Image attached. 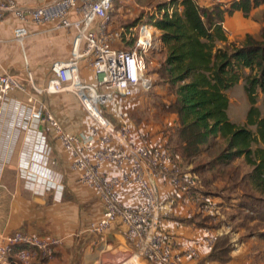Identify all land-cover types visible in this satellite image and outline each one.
Masks as SVG:
<instances>
[{"label": "built area", "instance_id": "built-area-1", "mask_svg": "<svg viewBox=\"0 0 264 264\" xmlns=\"http://www.w3.org/2000/svg\"><path fill=\"white\" fill-rule=\"evenodd\" d=\"M213 1L214 5L221 3ZM112 10L113 0H52L34 8L21 7L16 0H0V25L8 17L15 19L18 25L13 40L22 47L30 37L28 23L52 24L54 31L75 32L70 57L51 65L46 86L38 88L30 76V92L19 77L0 75V115L6 106L21 105L28 111L24 129L38 139L34 150L40 153L41 145L49 149L48 133L61 145L70 169L104 206L102 218L87 229L90 235L105 241L119 222L125 227L124 246L143 264H180L174 240L161 229V187L168 183L189 195L197 190L198 182L172 162L160 139L153 142L145 133L136 134L127 114H120L116 122L105 115L117 98L131 99L141 88L151 87L148 60L160 44L157 29L149 23L114 29ZM223 31L227 38L232 35L224 24ZM62 93L75 95L91 119L86 131L70 133L39 101L42 96ZM15 94L24 95L26 104ZM31 171L39 177L33 168ZM129 190L137 199L132 206L125 204L122 196ZM215 239L206 237V245L212 248ZM62 245L63 240L53 236L0 234V264L54 261ZM189 254L200 258L195 251Z\"/></svg>", "mask_w": 264, "mask_h": 264}, {"label": "trees", "instance_id": "trees-1", "mask_svg": "<svg viewBox=\"0 0 264 264\" xmlns=\"http://www.w3.org/2000/svg\"><path fill=\"white\" fill-rule=\"evenodd\" d=\"M263 5L264 0H234L229 8L216 4L209 9L199 0H169L157 6L155 14L149 17V24L160 34L163 61L158 70L159 79L175 96L168 108L178 119L173 140L172 136L161 140L172 162L192 164L202 154L203 147L212 140L222 139L223 151L208 166L193 167L192 176L198 182V176L205 172L245 159L251 171L242 175L235 168L229 173V180L244 195L239 202V215L245 214L247 219L264 228V115L257 106L259 93L264 103V30L259 38L247 35L240 45L230 43L223 31L226 14L242 12L248 16ZM138 22L135 20L125 28L135 27ZM241 81L251 103L245 126L230 122L228 117L227 92ZM106 113L108 116L109 112ZM194 193L195 190L190 195ZM200 193V198L205 197L204 204L197 208L200 214L180 220L212 227L218 220L214 213L203 214V209L210 205L211 194ZM220 223L215 229L224 225ZM233 251L230 234L218 235L210 254L200 264H229Z\"/></svg>", "mask_w": 264, "mask_h": 264}, {"label": "crops", "instance_id": "crops-1", "mask_svg": "<svg viewBox=\"0 0 264 264\" xmlns=\"http://www.w3.org/2000/svg\"><path fill=\"white\" fill-rule=\"evenodd\" d=\"M50 1L52 0H16L19 6L25 8L38 7ZM220 1V4L224 5V9L228 8V4L231 2V0ZM199 2L209 9L214 5L213 0H199ZM236 16L244 17L245 15L242 12H236L232 16L228 14L225 16L224 26L230 29L232 34L234 30L238 29L234 22ZM258 16L263 17V23L264 5L252 10L251 13L245 17V20L247 17H249L247 19H250L251 17ZM17 25L18 22L11 17H8L0 25V75L10 73L19 77L28 90L32 92L29 77H32L34 84L38 88H42L44 85L46 86L51 77V73L49 72L46 83L42 85L41 76H43V72H47L55 62L70 57L71 51L68 53V48L66 47V35L73 36L74 39L75 32L73 30L54 31L52 24L35 25L28 23L27 28L30 32V37L26 40L24 47H22L13 40V30ZM246 25H244V27ZM261 27L264 30V23ZM247 28H250V26H247ZM245 31L246 37L247 35L254 36L251 30L247 29ZM231 39L232 35L228 37L230 43H232ZM243 42L242 40V42L235 43L240 45ZM31 44L37 45L39 50L42 51V59L34 58L30 62L25 63L24 59L20 56V48L22 47L21 49H24L26 53V50L29 49L28 46ZM242 82L243 81L240 83L243 84ZM227 96L230 99L229 91L227 92ZM15 97L26 104V97L24 95L15 94ZM58 119L60 120V118ZM27 120L28 111L22 108L21 105L20 108H16V105L6 106L0 115V234L25 232L38 236L58 237L63 240V245L59 249L56 259L54 261H45L44 264H78L73 263L75 237L77 234L79 235L81 230H84L83 228H88L91 224L99 222L103 216L104 206L95 192L84 188V193L87 194L85 200L87 203L91 202L94 204L95 217H98L97 219L99 220L82 225L77 229L76 218L72 214V207L65 205L64 208L58 209L57 199L59 196L53 195L49 197L45 195V192H40V189L37 187L39 185L36 186L35 184L38 177L36 179L32 171H29L31 176L30 182L32 183L26 187L24 178H22V173L28 169L27 166H29L30 170L33 168L35 172H38L39 174L37 173V175H39V178L44 177L40 173L41 165L37 164L38 162L35 160V153H38V151L37 149L34 150V146L38 145V139L34 133L24 129ZM63 126L67 131L74 134L84 131L80 126L78 129H69L65 123H63ZM135 133L138 134L136 130ZM141 133L140 131V134ZM155 141L157 140L154 139L153 142ZM33 164L34 166H32ZM44 170L46 169L44 168ZM40 180H38L39 184H41ZM42 181L45 182V180ZM122 196L123 201L127 205L132 206L137 202L135 194L131 190L125 191ZM161 198L163 203L161 229L167 236L174 240L180 264H200V262L210 254L212 249L206 245V237L214 236L216 238L218 235L222 234H230L234 246V251L232 253L233 259L229 264L251 263L248 260L250 248L248 250L243 248V246L236 248V244L232 239L233 234L230 224L225 223L220 229H215L216 225L212 227H200L195 223L188 224L181 221L200 214L196 208L195 196H191L190 194L185 195L178 189L165 183L161 187ZM212 209H214L213 205L211 210L209 209L210 211L204 208V216L214 213ZM124 232L125 227L119 222H116L108 233L113 242L108 246L111 250V253L108 255L110 259L109 264H112L114 255L116 257L117 255L121 257V259L116 260L119 264H142L141 259H136L132 252L124 246L125 243L124 240H122ZM91 236L88 237L91 238ZM77 237H79L81 241L86 239L84 236ZM94 238L96 239L92 240V243L87 245L89 256H91L90 254H92V252L95 253L98 250V248L93 250L98 240L97 237ZM191 251L198 253L200 258L196 259L190 255L189 253ZM255 256L257 257V255ZM105 258L102 259L101 264H105ZM84 264H98V258L90 261L88 260L87 263ZM205 264L219 263L209 262Z\"/></svg>", "mask_w": 264, "mask_h": 264}, {"label": "rangeland", "instance_id": "rangeland-1", "mask_svg": "<svg viewBox=\"0 0 264 264\" xmlns=\"http://www.w3.org/2000/svg\"><path fill=\"white\" fill-rule=\"evenodd\" d=\"M167 1L169 0H115L111 16L112 26L114 29L122 28L135 20L139 21L138 25L149 23V17L155 14L157 6ZM233 1L234 0H231V2H229L228 7ZM245 17L246 16H236L234 18L235 26H237L238 29L234 30L233 34L230 29H228L232 34V43H239L240 41L242 42V40L245 41V30L247 29L251 30L256 37L261 35L263 31L261 26L264 23V20L262 23L263 17H251L250 19H247L249 18L247 17L246 20ZM244 25L246 26L244 27ZM247 26H250V28H247ZM156 32L157 38L160 40L159 31ZM66 36V47L68 48V53H70L72 49L71 42L73 44V36ZM28 47L29 49L26 50V53L24 49H21L22 47H19L20 56L24 59L25 63L30 62L34 58L42 59V51L39 50L37 45L31 44ZM162 61L163 54L159 44L148 60V69L146 73L149 80H151V87L147 90L141 88L131 99L124 100L117 98L108 110V116H110L111 119L106 113V116L112 122H116L120 114H127L134 130L138 133H140V131L145 133L148 140H164L168 136H172L173 140L174 129L176 128L177 116L170 113L168 109L169 106L174 103L175 96L170 92L168 86L160 81L158 76V70L161 67ZM49 72L50 69H48L47 72H43V76H41L42 85L46 83ZM248 73L249 71L246 72V74ZM229 97L228 117L230 122L238 126H245L251 109V103L246 93L244 83H240L229 90ZM39 99V101L47 105L57 119L60 118L61 121L58 120L61 123H65L69 129H78L80 126L81 129L86 131V129L89 128L91 119L84 112L75 95L62 93L42 96V98ZM257 106L264 115V103L261 93H259L258 96ZM251 129L255 131L256 127H251ZM47 137L50 152L47 156L48 163L44 168L49 172L44 170L42 166L41 168H43L42 175L46 178H48V175H51L52 180L47 182L45 180V182H43L42 177L40 180L39 177L36 176L35 178L37 179L38 177V180L41 181V184H39L37 180L35 182L36 186L39 185L37 187L40 189V192H45V195L49 197L53 195L59 196L57 199L58 209L64 208L65 205L72 207V214L76 218L77 229L82 225L99 220L97 219L98 217H95L94 204L91 202L87 203L85 200L87 194L84 193V188L90 189L84 186L79 176L70 169L67 154L60 144L55 142L52 134L48 133ZM224 148L225 143L222 139L218 138L217 140H212L209 145L203 147L202 154L192 164H189L187 161H182L181 163H176V166L179 167L181 172L192 174L193 167L208 166ZM235 168H239L242 175L251 171L245 159L242 158L232 166H221L217 168V170L215 169L209 173L205 172L201 176H198V188L195 190L196 193L193 194L197 204L196 208L204 204L205 197L201 196V199L199 197L201 195L200 192L205 191L208 195L211 194L208 198V204L214 207L212 210L214 211V216L218 219L215 225L219 224V222H221L220 224H230L233 234L232 239L236 244V248H240L241 246L247 250L250 248V253L248 255V260L251 262L250 264H264V228L259 226L258 222H253L249 220V218L247 219L245 214L242 216L239 215L240 211L238 206L239 202L244 199V195L240 188L236 187L235 184L229 180V173L235 170ZM29 171L31 170L26 169L24 173H22V178H24L26 187L32 183L29 180ZM235 217L238 219H232ZM240 224H243L244 227ZM83 229L84 230H81L77 236H84L86 239L81 241L79 237H75L73 263L84 264L87 263L88 260L90 261L98 258V264H101L102 259L106 257L105 264H109L110 259L108 255L111 253V250L107 246L109 242H112L110 235L107 234L105 241L97 237L98 240L93 250L95 248H98V250L95 253L92 252V254H90L91 256H89L87 245L92 243V240L96 239L94 238L96 236H91L87 232L88 228ZM88 236H91V238ZM255 255H257V257ZM112 259V264H119L116 260L121 259V257L118 255L116 257L114 255Z\"/></svg>", "mask_w": 264, "mask_h": 264}, {"label": "bare ground", "instance_id": "bare-ground-1", "mask_svg": "<svg viewBox=\"0 0 264 264\" xmlns=\"http://www.w3.org/2000/svg\"><path fill=\"white\" fill-rule=\"evenodd\" d=\"M41 152L40 153H35L36 155H35V157H36V161L38 162L37 164H39V165H41L43 168L45 167V165L48 163V153H49V149H47L46 148V146H43V145H41V147L40 148H38ZM34 164H36V163H34ZM34 164L32 165V166H34ZM40 166V167H41ZM39 167V168H40ZM27 168L29 169V166H27ZM43 168H40V173L42 174V169ZM47 172H49V171H47ZM36 173H38V172H36ZM39 174V173H38ZM47 176V175H46ZM56 176H58V175H56ZM43 178V180H46V181H49V180H52V177H51V175L49 176L48 175V178H46L45 176L44 177H42ZM40 179H41V177H40ZM136 259H140V258H138V257H135Z\"/></svg>", "mask_w": 264, "mask_h": 264}]
</instances>
